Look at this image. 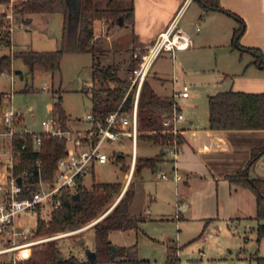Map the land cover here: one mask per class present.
I'll list each match as a JSON object with an SVG mask.
<instances>
[{
  "label": "crops",
  "instance_id": "obj_1",
  "mask_svg": "<svg viewBox=\"0 0 264 264\" xmlns=\"http://www.w3.org/2000/svg\"><path fill=\"white\" fill-rule=\"evenodd\" d=\"M133 3L134 21L128 24L132 28V41L137 46L132 48L131 52L146 50L176 16L181 19L191 9V16L186 24L192 26V31L189 28L185 29V25L181 27L191 34L192 44L188 48L177 49L174 52H162L153 62L148 75L147 80L158 95L173 97L176 83L180 82V78L173 70L170 92L159 93L156 86L158 80L154 78H158L161 83L165 84L164 80L168 79V76L161 74L159 66L154 69L156 62L165 58L175 62L177 51L184 50L192 53L189 57L193 66H190L188 73L185 66L178 65L180 75L184 81L186 78L193 81L198 79L201 87H213L215 90L208 94V98L211 94L226 90L264 92V0H220L225 9L236 13L245 21V30L239 39L242 47L233 42L235 29L241 25L240 19L224 10H206L198 0H133ZM4 11L1 10L0 13ZM1 19L2 15L0 21ZM98 23H100L101 32L97 30L98 28L96 29L95 25L94 39L98 41L103 38L111 49H117L115 42L109 39L111 27L105 21ZM104 28L107 30L106 35L103 33ZM11 40L12 49V35ZM246 47L257 48L262 54ZM200 50L210 51L204 53ZM190 96L191 93L180 99L187 100ZM178 102L182 110L183 106L179 100ZM154 109L161 115L166 111L158 105L154 106ZM67 113L72 116L68 111ZM178 126L183 138L179 157L173 160L165 155L157 170L145 168L138 178L133 180L135 194L131 201V211L134 214L147 216V219L140 223L141 230H112L109 233L111 241L115 245L122 246L137 243L139 252V238L146 233L143 225L149 220L169 219L170 216L182 219L177 222V225L187 226L188 231L191 226L187 225V220L191 217L203 219V229L195 239L202 237L209 245H212L209 237L213 235V232L206 231L210 223L218 220L243 224L246 229L251 227L256 235L255 240H257L256 195L249 187L232 183L229 176L245 169L251 158L252 150L264 145V129L210 128L209 104L208 111H194L187 116L184 115ZM160 151L161 147L156 154ZM124 153L127 154V160L129 159L130 163L131 154L125 151ZM253 167L257 176L264 177V154L255 161ZM124 173V180L128 181V174ZM162 173H166L167 177H162ZM131 181L132 178L129 183ZM129 183L122 194L129 187ZM122 194L104 214L89 225L90 228H93L94 224L112 209ZM244 237L246 241L250 240L248 232L244 234ZM172 241L181 246V249L183 248L177 240L170 239L165 244L166 256L167 246ZM256 242L246 260H241L238 264H256V259L264 257V237ZM94 246L85 245L84 257L78 253L73 254L80 258H87L86 250L88 248L95 250ZM201 252L205 254L204 250Z\"/></svg>",
  "mask_w": 264,
  "mask_h": 264
},
{
  "label": "trees",
  "instance_id": "obj_2",
  "mask_svg": "<svg viewBox=\"0 0 264 264\" xmlns=\"http://www.w3.org/2000/svg\"><path fill=\"white\" fill-rule=\"evenodd\" d=\"M206 10H224L240 19L241 25L235 29L233 42L242 47L239 39L245 30V21L236 13L225 9L220 0H198ZM10 0H0V3H9ZM70 0H16L14 10L17 16L26 22L33 13H63V32L61 46L51 50L24 49L11 51L0 55V73L11 72L15 58H22L28 67L27 74H34L36 71L56 72L61 69L62 59L67 52H90L93 55L92 79L95 84L100 80L106 84L105 87L92 89V112L97 118H104L108 113L115 110L121 103L126 88L129 85L127 78L119 76V69L113 64L101 65L99 60L100 49L97 46L95 25L97 21H105L109 27L118 23L120 15L123 16L124 24L134 21V3L130 1L128 6L123 0H81L77 14L73 13ZM3 24L1 19L0 25ZM12 40L10 31H0V46H11ZM249 50L262 54L261 50L246 47ZM131 52L129 70L134 69L139 62ZM98 56V57H97ZM21 76L23 73L18 71ZM109 80L115 85L109 84ZM34 87L26 84L23 91H32ZM54 101L52 111L59 115L63 127L71 128V116L67 113L62 104L61 89L53 90ZM6 93L0 92V106L3 103ZM134 102L131 93L124 109L132 108ZM173 97L158 95L152 88L150 82L145 80L139 102V135L138 140L143 139L158 144L160 133L165 129L164 116L157 113L154 106H160L166 111H171ZM209 124L213 129H264V92H248L241 90H226L211 94L208 99ZM158 131L159 135L150 132ZM42 147L39 152H33V135L18 133L14 136L16 149L22 150V145L27 144V150L23 151L24 160L15 165V172L19 173L25 168L34 170V178H38V163L40 159L42 176L51 178L56 170L57 160L65 155L67 142L64 138L53 135L42 134ZM183 139V138H182ZM264 154V145L255 147L245 169L229 176L232 183L249 187L256 195L258 219L257 240L264 237V177H253L250 167ZM165 158L163 151L158 154L137 155L135 175H140L143 169L150 168L157 170ZM116 162L121 163V168H129L127 154L120 152L116 155ZM79 185L77 192L79 198L74 199V193H67L63 204L54 209L51 219L46 223L39 218L38 233L47 235L54 232L75 229L87 222L104 214L111 206L115 196L122 188L120 181H93L87 184L84 178H78ZM135 194V184L132 181L129 187L120 197L119 201L110 209L104 217L98 220L94 226L95 251L97 258L89 260L80 258L76 254L64 255L55 239H51L34 247L33 254L28 264H150L148 258L139 255L138 244L117 245L113 250L109 233L115 229L141 230L140 223L147 219L146 215L134 214L131 211V201ZM181 246L171 242L167 246V256L164 264H180L179 251ZM63 256V258H60ZM259 259H264L261 257Z\"/></svg>",
  "mask_w": 264,
  "mask_h": 264
},
{
  "label": "rangeland",
  "instance_id": "obj_3",
  "mask_svg": "<svg viewBox=\"0 0 264 264\" xmlns=\"http://www.w3.org/2000/svg\"><path fill=\"white\" fill-rule=\"evenodd\" d=\"M131 0H123V4L128 6ZM16 2V1H15ZM14 2V3H15ZM81 0H70V6L73 13L77 14L80 8ZM10 5V4H9ZM8 3H0V11L6 10L10 6ZM2 13H0V16ZM31 21L25 26H16L12 31L13 50L36 49V50H51L61 46V34L63 26V13H33L29 14ZM191 9L188 10L180 19V26L185 25V29L191 30V25H187V20L190 19ZM17 19H22L16 15ZM99 22V21H97ZM96 29L101 32L100 23ZM103 33L106 35L107 30L104 28ZM110 41H114L117 49H111L107 42L98 39L97 46L100 49L98 54L101 65L113 64L119 68V75L124 78H129L131 72L128 69L129 57L132 48L137 46L132 41V28L129 24H114L109 31ZM100 40V41H99ZM115 47V46H114ZM126 47V48H124ZM124 48V49H123ZM11 47L8 45L0 46V55L11 52ZM128 49V50H126ZM12 50V51H13ZM204 53L210 50H200ZM190 51H177L175 62L168 58L160 59L155 64V68L159 66L161 74L168 76L164 80L165 84L161 83L158 78L156 82L157 91L159 93H169L172 87V71L180 78V82L176 83V87H181L182 84H188L190 87L191 96L187 100L178 98L183 106V113L187 116L194 111H208V94L214 92L213 87H201L198 79L185 81L180 75V68L177 66H185L187 72H190ZM97 56V57H98ZM183 64V65H182ZM176 67V68H175ZM92 53L90 52H67L64 54L61 64V69L56 72L36 71L33 75L27 74L28 67L22 58H15L13 61L12 72L0 73V92L13 93L12 99L5 97L0 106V128L4 126L3 111L8 108H15L24 114L25 123L33 130L40 131L44 127L41 124L43 119L52 116V103L54 101L53 90L61 89L62 104L64 108L72 115L70 124L73 127L88 126L87 116L92 111V89L105 87L106 84L99 80L95 86L92 79ZM21 71L23 76L18 72ZM154 71V70H152ZM109 84L115 85L112 80ZM26 84L32 85V91H23ZM47 87V89H43ZM115 147L118 145L115 143ZM160 146L151 141L143 139L138 140L139 155H155ZM123 150L131 154V140L126 139ZM129 163V159L127 160ZM129 174V168L123 170L121 163L114 160H109L106 163H97L94 169V175L90 174L85 177L87 184H92L93 181H120L122 188L120 193L115 196L112 205L116 202L123 190L127 186L128 181L125 179V173ZM135 172L132 175V181L137 179ZM131 181V182H132ZM130 182V183H131ZM129 183V185H130ZM45 216V212H41ZM101 216V215H100ZM99 216L83 226L75 229H67L64 231L54 232L47 235H55L63 233L64 235L53 238L57 241L62 253L69 255L78 253L82 257L85 256L83 248L95 245L94 229L89 225L97 220ZM200 217H191L187 220V225L191 226L188 231L187 226H178L177 222L182 219H176L170 216L169 219H154L149 220L143 225L146 233H143L139 238V252L141 257L148 258L150 264H164L166 259V242L170 239H175L183 248L180 251L181 264H190L192 261H199L201 264H238L241 260H246L252 248L257 243L251 227L245 228L243 224L232 223L231 221L218 220L215 223H210L206 232H213L209 240L212 245L207 244L202 237L195 239L203 229L204 221ZM40 219L47 223L48 217ZM23 220L26 223L32 222L36 224L37 216L26 215ZM250 235V240L246 241L244 234ZM49 241V240H48ZM204 250L205 254L201 251Z\"/></svg>",
  "mask_w": 264,
  "mask_h": 264
},
{
  "label": "built area",
  "instance_id": "obj_4",
  "mask_svg": "<svg viewBox=\"0 0 264 264\" xmlns=\"http://www.w3.org/2000/svg\"><path fill=\"white\" fill-rule=\"evenodd\" d=\"M15 1L10 0L8 3L10 7L2 13L3 24L0 25V31H10V35L16 26L26 25L25 20L16 18ZM191 44V34L179 25V17L176 16L146 50L135 51L134 56L139 62L134 69L129 70V85L119 106L104 118H97L91 111L87 116L89 125L86 127L65 128L59 115L52 111L50 118L41 121L44 128L35 131L25 123L22 111L13 107L3 111L4 126L0 128V264H28L34 247L64 235L39 234L40 216L51 219L53 210L63 204L65 195L77 192L78 178L82 176L85 181L87 175L94 173L97 163H106L111 159L115 161L118 153H124L126 139L131 140L129 183L138 155V102L143 84L153 62L162 52L185 49ZM131 93L134 96L133 106L125 110L124 104ZM189 94L187 84L176 87L171 111L163 112V123L166 127L160 133L158 145L173 160L179 157L183 143L178 123L184 118V113L178 98L187 97ZM5 97L12 99L13 93L8 92ZM18 133L33 135V152L41 150L43 133L66 139L65 155L57 160L56 170L51 178L42 176L40 159L37 161L38 178H34V170L30 168L15 172V165L24 160L22 150L28 151L27 144L22 145V150L16 149L14 136ZM150 133L159 135L156 130ZM115 143L118 147L114 146ZM161 176L167 177V174L162 173ZM18 177H22V183L18 181ZM41 212H45V216ZM26 215L37 216L36 224L26 223L23 220ZM256 264H264V259H256Z\"/></svg>",
  "mask_w": 264,
  "mask_h": 264
},
{
  "label": "water",
  "instance_id": "obj_5",
  "mask_svg": "<svg viewBox=\"0 0 264 264\" xmlns=\"http://www.w3.org/2000/svg\"><path fill=\"white\" fill-rule=\"evenodd\" d=\"M123 23H124L123 16L120 15L119 18H118V24H123ZM250 173H251V175L253 177L256 176V173H255L253 165L250 167ZM22 180H23L22 177H18V181L20 183H22ZM73 198L74 199H78L79 198V193L78 192L74 193ZM111 246H112L113 250L116 249V245L114 243H112ZM86 254H87V258L89 260H95L97 258V253H96L95 250H92V249L88 248L86 250ZM60 258H63V256H61ZM190 264H201V263L199 261H192Z\"/></svg>",
  "mask_w": 264,
  "mask_h": 264
}]
</instances>
